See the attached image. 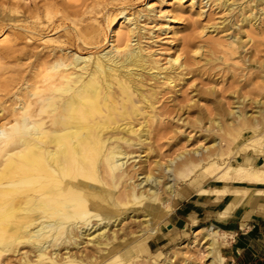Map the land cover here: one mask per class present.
<instances>
[{
  "label": "bare ground",
  "instance_id": "1",
  "mask_svg": "<svg viewBox=\"0 0 264 264\" xmlns=\"http://www.w3.org/2000/svg\"><path fill=\"white\" fill-rule=\"evenodd\" d=\"M232 1L223 5L230 10ZM100 4L107 5L101 0H0V42L9 43L0 55L16 54L19 61L22 40L39 41L45 49L28 55L33 58L28 73L17 70L0 85V264H225L226 240L219 239L225 236L212 224L196 227L172 254L145 255L148 240L173 209L176 184L194 183L196 168L212 173L216 182L264 183V163L252 164L246 153L264 155V99L253 100L254 109L246 108L247 99L227 109L214 87L196 90L190 101L188 95L164 97L177 95L187 75L206 71L211 61L220 58L228 66L222 48L234 54L235 47L218 37L198 45L185 41L187 53L179 56L175 48L163 63L156 57L158 48L152 51L142 42L148 36L139 19L148 13L130 19L121 8L117 18L106 15L110 48L98 50L108 41L93 26ZM255 17L242 15L241 25ZM118 18L128 25L117 26ZM5 28L15 32L6 36ZM170 31L177 35L180 29ZM236 39L240 43L241 37ZM230 64L235 68L237 61ZM200 101L205 109L212 103L216 115L206 122L229 135L226 147L221 135L210 145H183L165 161L149 164L142 152L157 155L153 142L169 139L175 146L190 139L180 128L190 124L189 107ZM202 120L195 115L197 124ZM195 189L199 194L248 190ZM255 191L264 194V189ZM131 213L137 228L126 231L119 225Z\"/></svg>",
  "mask_w": 264,
  "mask_h": 264
},
{
  "label": "rangeland",
  "instance_id": "2",
  "mask_svg": "<svg viewBox=\"0 0 264 264\" xmlns=\"http://www.w3.org/2000/svg\"><path fill=\"white\" fill-rule=\"evenodd\" d=\"M101 1L107 5L103 8L104 5L100 4L99 7L95 8L102 10L100 11L101 13L99 12L96 14L97 20L93 21V26H99L102 29L99 34L102 36L106 35L108 41L103 43L98 50L110 48V31L106 26V15L108 14L109 18H117L116 14L121 8L126 9L125 11L128 12L126 16L130 19L133 17V14H137V12L148 13V16H143L139 19L140 25H144L145 29H143V31H145V34L148 36V39L145 40L143 38L142 42L150 47L152 51L155 47L158 48L156 57H160L163 63H165L168 58L167 54L174 53L175 48L179 49L177 52L179 56L187 53V49L184 50V53L182 48L185 45V41L198 45L203 41H208L210 38L218 37L222 42H226L228 45H231V47H235L234 54H231L227 47L222 48L229 57L227 59V62H229L228 66L222 64L220 58H218L219 61H211L207 65L206 71L203 70L197 75L189 73L187 75L189 78L187 83H185L184 86L182 83L177 86V88H179L177 95L167 92L163 95L164 97L174 95L177 99L183 100V96L187 97L188 95L190 101V96L193 95L196 90H208L210 87H214L216 91L215 95L221 97V101L226 104L225 108L227 109L235 108L237 104L236 101L242 99H247V109H254L252 101L264 99V2L257 4L256 0H234L231 2L232 9L229 10L223 5V0H194L192 6H190V0ZM198 11H200L201 14H198ZM251 13H255L256 17L252 18L249 24L241 25L242 15L251 16ZM101 18H103V20L99 21ZM172 18L176 19L175 23H172ZM118 20L120 21L116 23L117 26L121 25L126 27L128 25L126 21L121 23L123 18H118ZM223 21H225V24H222ZM172 26H176L180 29L177 35L171 33L170 27ZM162 29L165 31H162ZM3 30L5 35L7 34L10 36L15 32L10 28H5ZM152 33L154 34L153 39L149 38L152 37ZM48 34H50V32ZM235 35L241 37L240 43L237 42ZM247 36H251L253 40L247 41ZM132 41L134 42V40ZM5 42H0V48L9 44L7 41ZM239 45L241 46L237 47ZM17 47L22 51L19 61L17 59L18 55L16 54L0 55V85L4 82L5 78L16 73L17 70L21 73H28V64L33 59L32 56L28 55L33 54L35 51L39 52L45 50L42 49L43 45L39 41L25 42L22 40L21 43H18ZM205 49H207V47ZM221 52L222 51L216 50L215 54L221 56ZM189 54H192L195 59H198L200 56V54H193L191 52ZM209 54H212V56ZM209 54L208 55L211 57L216 56L214 52H210ZM235 60L237 61V66L233 68L230 63ZM3 99H6V97ZM201 103L203 104V102L200 101L198 106L190 105L189 113L187 114L189 115L190 124L181 126L180 128L191 135L190 139L188 141L181 140L175 146H172V140L169 141V139H161L156 143L153 142V148L156 149L157 155L146 149V151L142 152L143 158L148 155L149 164H151L154 159L165 161L181 150L183 145H185V149H195L210 145L213 137L219 138L221 135L223 137L221 147H226V141L229 135L224 134L222 131H218L215 124L206 122L208 118L213 117L215 114L212 103L206 102L209 104V106H207L209 110H206L208 108L205 109ZM197 112L204 118V120L198 124L194 121L195 115L198 114ZM185 115L186 113H183L182 116ZM224 118V115L223 118L220 116V122L223 125ZM168 128L174 129L175 126L172 125ZM246 153L248 155L251 154L250 151ZM247 154L243 155L245 156ZM200 170V168H196L194 172L191 173L192 179L196 177L198 179L195 180L194 183L189 184V186H185V181H179L176 184L177 190L183 186L186 188L181 189L176 200L174 199L172 201V208L178 201L179 195L187 194L189 191L195 190L197 186L205 184L209 178L215 181L212 173H201L203 170H201V172ZM138 206L134 205L133 207ZM171 212L166 216L164 221L159 223V232L148 240L150 252L145 256L159 259L164 255L172 254L178 251V248L183 246L192 235L196 227L190 230L188 228L186 230L173 232L170 216ZM134 218L135 216L131 213L130 216L123 219L119 227L125 228L126 231L135 230L137 227ZM219 234L220 236H225V239L219 238L222 242L226 240V245L222 249V254L224 255V249L228 242L224 232L219 230ZM203 252L205 254V251ZM177 258H179V253L177 254ZM195 264H199L198 260H196Z\"/></svg>",
  "mask_w": 264,
  "mask_h": 264
},
{
  "label": "crops",
  "instance_id": "3",
  "mask_svg": "<svg viewBox=\"0 0 264 264\" xmlns=\"http://www.w3.org/2000/svg\"><path fill=\"white\" fill-rule=\"evenodd\" d=\"M249 160L259 165L264 163V155L249 154ZM202 186L248 190L199 194L195 189L179 195L170 214L173 232L212 224L225 233L228 241L224 249L225 264H264V194L258 195L255 191L264 189V183L215 182L209 178Z\"/></svg>",
  "mask_w": 264,
  "mask_h": 264
}]
</instances>
